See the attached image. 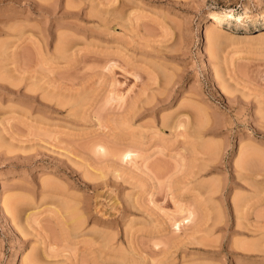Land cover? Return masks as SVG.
Segmentation results:
<instances>
[{"label": "rangeland", "instance_id": "1", "mask_svg": "<svg viewBox=\"0 0 264 264\" xmlns=\"http://www.w3.org/2000/svg\"><path fill=\"white\" fill-rule=\"evenodd\" d=\"M91 1L0 0V264H264V0Z\"/></svg>", "mask_w": 264, "mask_h": 264}, {"label": "bare ground", "instance_id": "2", "mask_svg": "<svg viewBox=\"0 0 264 264\" xmlns=\"http://www.w3.org/2000/svg\"><path fill=\"white\" fill-rule=\"evenodd\" d=\"M114 2H115V0H92L89 3V9L91 10V13L93 14V16L95 15L96 17H98V20L102 21L103 25H108V23H111V21L109 22V20H108L109 17L108 18L107 17L106 18H104V17L102 18L101 15H99V14H101L102 12L103 13L110 12V11H108V7L111 4H114ZM115 12L114 11L112 12L113 15H115L114 14ZM258 14H259L258 12L253 11V10L247 8V7H245L241 11H238L237 13H232L230 11H226V12L213 11L212 12V17H211V24H209V27L206 30V34H205L207 41H209V43H210V45L212 47H213L214 43L216 45V40H218V38H222L223 37L221 35L223 33V32L221 33V30H222L221 25L224 22H227V20L232 19L236 23L237 22H244V20L246 18H249V17H254L255 18V17H257ZM118 16H119V14H118ZM121 19H123V18H121ZM238 36L239 37L240 36L243 37L244 35H238L237 34V37ZM233 37H231V38H233ZM237 37L235 36V38H237ZM123 154H125L126 156H129V155H131V151L128 150V149L127 150L125 149V152L123 151Z\"/></svg>", "mask_w": 264, "mask_h": 264}]
</instances>
